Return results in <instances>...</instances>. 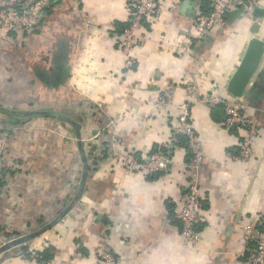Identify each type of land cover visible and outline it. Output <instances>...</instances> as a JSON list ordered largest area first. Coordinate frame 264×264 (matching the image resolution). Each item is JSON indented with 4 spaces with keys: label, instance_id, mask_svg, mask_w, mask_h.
<instances>
[{
    "label": "crops",
    "instance_id": "crops-1",
    "mask_svg": "<svg viewBox=\"0 0 264 264\" xmlns=\"http://www.w3.org/2000/svg\"><path fill=\"white\" fill-rule=\"evenodd\" d=\"M154 1L162 12L143 29L147 39L132 50L129 69L116 38L128 19L124 0H54L35 29L10 33L0 43V111L15 114L0 113V124L15 126L5 129L1 165L11 173L0 187V240L42 230L25 244L1 249L0 264H38L21 250L34 257L48 247L54 249L53 264H106L96 256L100 243L112 264H245L243 228L264 219V54L243 96L227 87L249 41L264 42V0H256L255 19L243 13L185 56L177 46L191 32L194 0ZM169 90L171 106L160 108L158 100ZM216 98L239 99L262 130L247 163L228 155L242 132L213 120L209 105ZM49 101L55 113L28 110ZM184 103L203 154L197 170L200 237L194 245L184 241L176 218L190 180L185 152L176 150L157 177L128 174L114 158L124 152L146 157L167 144ZM29 112L41 115L27 118L21 132L17 121ZM68 120L81 125L80 146ZM104 134L116 144L100 159ZM88 152L98 158L94 168L93 159L83 157ZM82 160L88 166L83 188Z\"/></svg>",
    "mask_w": 264,
    "mask_h": 264
},
{
    "label": "built area",
    "instance_id": "built-area-1",
    "mask_svg": "<svg viewBox=\"0 0 264 264\" xmlns=\"http://www.w3.org/2000/svg\"><path fill=\"white\" fill-rule=\"evenodd\" d=\"M78 5L79 0H68ZM128 10V19L126 26L120 34H116L117 43L126 57L125 67L134 66V57L132 50L142 45L147 35L143 29L148 25L149 20L157 17L162 12L154 0H124ZM200 0L193 2L197 6L193 15V24L191 32L181 45L177 46V52L181 56L187 55L193 44L200 43L209 36L212 31L223 25L226 17L235 11H243L251 19H255L256 0H205L207 9L202 8ZM202 1V0H201ZM51 0H0V43L3 42L10 33L19 30L31 31L35 29L40 21L43 11L49 7ZM189 95L193 94L192 87L187 88ZM215 103H222L225 114V126L227 129L236 128L242 132V138L238 143V151H229L228 155L235 157L242 163H247L254 155V149L261 139V128L256 121L246 112L245 104L234 100L215 99ZM172 102V92L166 91L158 100L160 108L170 107ZM25 132V130H24ZM8 134H0V164L7 154L6 140ZM99 133L93 135L91 140L98 139ZM183 136L187 140L188 148L191 152V160L186 165L190 172V180L187 183L186 190L179 199L176 218L180 223V232L182 238L187 244L194 245L199 241V230L197 225L200 220L201 199L203 197L197 179V170L202 163L203 154L194 132L188 104L184 103L179 107V116L177 125L172 130L167 145L172 150H182L174 144L176 137ZM116 144V140H111V148ZM173 152V153H174ZM122 163L125 172L128 174L147 173L156 174L165 171L171 164L173 155L154 152L143 159H136L132 152H124L121 155H115ZM255 225L247 224L244 226V243L246 246L245 264H264V229L259 228L264 224V219L258 217ZM12 241V240H11ZM3 243L2 246L8 242ZM96 256L103 263L112 264L113 256L110 254L104 243H100L96 249Z\"/></svg>",
    "mask_w": 264,
    "mask_h": 264
},
{
    "label": "trees",
    "instance_id": "trees-1",
    "mask_svg": "<svg viewBox=\"0 0 264 264\" xmlns=\"http://www.w3.org/2000/svg\"><path fill=\"white\" fill-rule=\"evenodd\" d=\"M53 3H54V0H51V4L49 6H52ZM202 8H205L206 10H208L206 6L205 7H202ZM243 13L244 12L241 11V10L240 11L231 12L226 17V20H225V22H224L223 25L224 26H228V25L234 24V22L238 19L239 16H243L244 15ZM125 26H126V24H123L121 26V28H119V31H117L118 34H120L122 32V30L125 28ZM18 32L25 33L27 31H25V30H19ZM209 108H210V111H211V115H212L213 120L215 122L219 123V124H222L226 128L225 123H224L225 122V114H224V111H223V105H222V103H217V104H214V105L213 104H210L209 105ZM0 113H2L4 115H9L11 117H13L15 115L13 112L2 111V110L0 111ZM48 115L50 116L51 114H48ZM48 115H44V118H48ZM20 119L21 120L22 119H27V117L26 116H21ZM17 120L18 119H16V118L10 119V121H12V122H16ZM22 123H23V120H22ZM8 125L9 124H3V123L0 124V129H1L0 130V134H4V133L7 134V132L5 131V129H7L6 127ZM228 130H230L231 132H235L236 128H229ZM104 136L107 138V140L102 145L105 146L106 148L104 149V151H102V156H101L100 159H104L108 155L107 154L108 149H109L108 146L110 145L111 140L113 138V137H111L112 135L110 136V134L109 135L108 134H104ZM174 144H176L179 148H182V150L186 154V157L185 158H186L187 162L189 163L190 160H191V156L192 155H191V152H190V150L188 148L187 140L183 136H178V137H176ZM234 151L237 152L238 151V148L236 147ZM154 152H160V153H163V154L170 153V155L171 154L173 155V152L174 151L172 150V148L169 145L165 144L163 146H155L153 148V150L148 155H150V154H152ZM95 155H96L95 153L92 154L90 152H88V154L86 156L83 154V157L84 158L87 157L88 159H93V164H91L90 168H94V166H96L94 160H96L98 158H95ZM133 155L138 160L139 159L140 160L143 159V156H141L138 153H133ZM163 172L164 171L159 172V173H156V174H149V177H157V176L161 175ZM9 173H11L10 168L3 167V165L0 164V187H2L4 185V182H5L4 181V178ZM198 227H197V230H198ZM259 228H263L264 229V224H262ZM21 252L22 253H20V254H22V256L24 258H26V259L33 258V259H35V261L38 264H53V260H54V249L52 247H48V248L44 249L42 252H39L38 254H36L34 257L30 253H28L27 248H23L21 250Z\"/></svg>",
    "mask_w": 264,
    "mask_h": 264
},
{
    "label": "water",
    "instance_id": "water-1",
    "mask_svg": "<svg viewBox=\"0 0 264 264\" xmlns=\"http://www.w3.org/2000/svg\"><path fill=\"white\" fill-rule=\"evenodd\" d=\"M263 54H264V42L258 38L251 39L247 45L246 51L244 53V56L240 64L238 65L236 71L234 72V74L229 80L227 91L230 94H232L235 97H241L245 94L246 88L248 84L250 83V80L255 75L258 69V66L263 57ZM37 113L41 115V112H29V113H23L22 116H26L28 119H30L33 114H37ZM50 117L54 118L55 120L60 119V117L57 115H50ZM68 121L72 125V128L75 132V138L77 139V142L80 146L81 141H82V138L80 136L81 125L71 120H68ZM0 122H5V121L0 120ZM17 123L18 125L21 124L22 120L19 119ZM82 163H83V168H82V176H81V187L83 188L85 179L87 176V172H88V166L85 160H82ZM41 232L42 230H39L32 235H26L17 240L8 242L3 247H0V250L3 248H8L10 246H15L18 244H25L26 242H28L29 240H31L32 238H34Z\"/></svg>",
    "mask_w": 264,
    "mask_h": 264
},
{
    "label": "rangeland",
    "instance_id": "rangeland-1",
    "mask_svg": "<svg viewBox=\"0 0 264 264\" xmlns=\"http://www.w3.org/2000/svg\"><path fill=\"white\" fill-rule=\"evenodd\" d=\"M55 100H56V97H53ZM53 98H52V100H53ZM35 103V102H34ZM56 106H55V102H51V101H49V102H47V103H43V105H41V104H37V102L34 104V106H31L30 107V109H28V110H36V111H42V110H49V111H54V113L56 112ZM9 109H11V108H9ZM13 109V108H12ZM14 110V109H13ZM63 111V110H62ZM1 118H5V116H1ZM23 120V123L22 124H20V125H17L18 127L17 128H20V126L21 125H23L24 124V122H27V120L28 119H22ZM54 121H56L55 119H53ZM10 126H12V127H15L14 125H10ZM9 125L7 126V128L8 127H10ZM23 126L20 128L21 129V132H23ZM10 239H2V240H0V246H2V244L3 243H6L7 241H9Z\"/></svg>",
    "mask_w": 264,
    "mask_h": 264
}]
</instances>
